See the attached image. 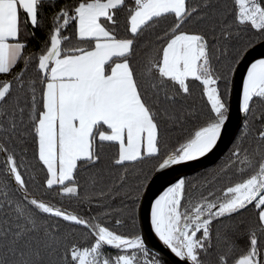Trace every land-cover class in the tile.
<instances>
[{
    "label": "snow or ice",
    "instance_id": "snow-or-ice-1",
    "mask_svg": "<svg viewBox=\"0 0 264 264\" xmlns=\"http://www.w3.org/2000/svg\"><path fill=\"white\" fill-rule=\"evenodd\" d=\"M235 5L229 21L212 8V0H77L52 15L39 53L25 54L23 28L39 25L42 0H0V74H10L23 62L11 80L0 81V155L7 177L0 184V264H141L138 253L150 255L139 232L128 235L101 222L107 211L82 216L33 195L29 182L36 176L25 163L29 138L44 171L42 187L61 198L88 205L95 201L103 208L104 198H114L119 189L115 196L124 195L135 204L149 181L163 180V190L151 203V228L181 261L205 264L214 237L222 238L221 222L251 207L256 215L243 233L248 237L245 247L224 235L225 248L216 264H264V109L256 110V101L264 102V58L251 63L242 79L238 111L246 118L228 164L243 165L238 169L243 178L226 186L222 195L208 191L198 197L189 191L196 185L187 177L167 179L177 166L212 153L227 135L232 122L228 76L253 40H264V0H235ZM121 11L126 13L123 34ZM167 17H173L168 29L154 42L140 44L145 32ZM194 17L204 26L186 29ZM70 23L72 34L65 35ZM234 28L258 35L237 46L232 40L240 33ZM161 41L159 47L152 46ZM138 47L151 49L142 61L137 59ZM221 57L227 61V74L217 67ZM33 64L38 79H26ZM193 81L200 83L210 106L200 123H193L196 112L187 102ZM171 129L182 138L169 147ZM106 145L115 147L111 164L123 172L104 190L105 170L98 166ZM148 160L154 162L150 170H136L138 182L129 187L126 165ZM85 169L95 172L82 185L78 175ZM78 227L87 230L90 243L72 239ZM106 246L117 254L105 252ZM145 264L173 261L157 253Z\"/></svg>",
    "mask_w": 264,
    "mask_h": 264
},
{
    "label": "trees",
    "instance_id": "trees-1",
    "mask_svg": "<svg viewBox=\"0 0 264 264\" xmlns=\"http://www.w3.org/2000/svg\"><path fill=\"white\" fill-rule=\"evenodd\" d=\"M77 0H42L43 6L40 9V23L37 27H33L30 23L27 24L26 27L23 28L22 36L27 41L28 47L25 50V54L29 53H39L42 47H44L45 41L48 39V34L52 27V15L59 11L61 7L64 6H74ZM201 0H192V3H200ZM128 4H132L133 0H127ZM212 8L216 11L224 12L227 15V19L230 21L233 18V13L236 9L235 0H212ZM211 11V10H210ZM126 18V13L121 11L119 13V22H120V31L123 34L124 31V22ZM21 19L22 21L25 19L24 13L21 12ZM173 22V17H167L161 21L154 27L148 29L145 32L144 38L140 40V44L144 43V40L147 39L150 42L155 41V36L162 34L164 31L168 29V27ZM204 26V22L200 21L197 22L195 17L193 21L189 24H186L184 27L186 29L192 28H201ZM239 31V36H233L232 44L237 46H243L246 42L253 37L258 35L255 31H249L247 28L241 29H233V32ZM73 31V24L70 23L67 30L64 32L65 35H71ZM261 40H253L254 45L255 43ZM72 44H75L76 41H71ZM163 41L160 43H153V47H159ZM250 46V47H251ZM249 48V47H248ZM150 48L138 47L137 48V59L142 61V58L145 56L146 53L150 52ZM235 48L230 50V57L234 56ZM227 61L221 57V61L217 63L218 69L222 72L227 74V68L225 64ZM236 66V65H235ZM23 68V62L21 61L18 63L13 71L10 74H0V81L3 80H11L16 73H18ZM233 73V72H232ZM232 73L228 76V87H230ZM38 72L35 69L34 64L28 67L27 73L25 78L26 79H38ZM39 87V85H38ZM201 85L198 81L191 82V89L192 95L188 98V104L191 105L195 112H196V120L193 123H200L203 119L207 118L209 115V105L207 104L206 97L202 96L201 94ZM225 85L221 84V90H224ZM264 109V102L259 100L256 101V110L260 111ZM260 124L257 122L256 127H259ZM243 125L237 135L239 137L240 132L242 131ZM237 137L235 138L234 142L231 144L227 152L220 158V160L215 163L213 166L206 168L196 174L188 176L189 183L195 184V188H189V191L193 194L194 197H198L201 194L207 195L208 191H213L216 195H222L223 189L226 186H230L231 184L239 181L242 179L241 173L238 171L239 168L244 167L238 161L234 164L229 165L228 161L230 159H234L231 157V148L232 145L236 142ZM182 138L181 133L176 129L170 130V137H169V147L174 146L178 140ZM252 146L254 147V141H252ZM24 147H27L28 153L26 157L25 163H27L31 169V171L36 176V181L29 182V190L32 192L33 195L41 197L46 200H50L53 203L58 204V206L63 207L68 211H74L79 213L82 216H95L97 213H101L107 211L109 215L101 216V222L114 227L116 231L122 232L128 235H133L139 232V224L137 219V209L139 201L134 204V202L124 195L115 196V191H119V189H115L112 197H105L103 203L105 207L100 208L96 206V202L94 201L91 205H88L86 202H81L76 199L72 198H61L56 195V191H47L44 187H42L43 180H44V171L40 163L34 157V147L29 138L26 141ZM116 149L113 146H105L104 149V160L102 165L98 166L104 169V182L100 186V189L106 190L105 186L111 185L115 183L119 176L123 172V168L113 167L111 161L115 155ZM3 156L0 155V184H2L7 177L3 173ZM153 161H144L140 164H129L126 165L128 168L127 172V185L129 187H135L138 182L139 177L136 175V170L142 169L143 172H148L151 168ZM223 169V171H221ZM95 172V169H85L81 170L78 179L80 180L81 184H85L89 178V176ZM248 172L246 171L244 175H247ZM27 176L28 173L25 172ZM97 189V190H100ZM143 193V192H142ZM141 193V196H142ZM83 192L81 195L83 196ZM17 198H19L20 194H15ZM140 196V198H141ZM3 199V196H0V200ZM89 208L91 211L89 212ZM135 208V212L132 213L131 209ZM255 211L249 207L247 211H241L238 215H233L230 220H224L221 222L219 226V230L221 232L222 238L220 240H216L214 237L213 244L214 248L210 251L205 257V264H216L217 256L220 252H222L225 248V241L223 239L224 235H227L230 240L236 242L239 245V248L242 249L245 247L248 237L243 235L246 231L247 225L255 219ZM116 220H121L122 224L117 226L115 225ZM227 225V227H224ZM62 227L67 229L68 225L67 222H62ZM214 227H216L214 225ZM72 239L80 242L81 244H85L86 240L88 243L92 241V237L87 233V230L78 227L76 230V234L72 237ZM105 252L110 253L111 255L115 256L117 254V250L111 247H105ZM150 255L148 257L141 256L142 254L138 253V257L141 261V264H145L146 260H150L152 257L156 256V253L149 250ZM236 254H239V249H237ZM158 258V257H157Z\"/></svg>",
    "mask_w": 264,
    "mask_h": 264
},
{
    "label": "water",
    "instance_id": "water-1",
    "mask_svg": "<svg viewBox=\"0 0 264 264\" xmlns=\"http://www.w3.org/2000/svg\"><path fill=\"white\" fill-rule=\"evenodd\" d=\"M260 58H264V40L249 47L243 53L242 59H240L235 66V71L232 73L229 87L230 94L228 96V103L232 113V122L227 126V135L218 142L217 147L212 153L208 154L206 157H201L198 161L187 162L183 167L177 166V170L171 172L167 179H171L178 175L188 177L196 174L197 172L213 166L227 152L237 137L243 125V121L246 118L245 113L238 111L242 79L246 76L247 68L251 63ZM162 183L163 180H157L155 183L149 181L147 189L142 193L137 209L140 234L144 237L146 248L156 254L159 253L166 261H173V264H191L190 261H181L180 258L175 257L174 254L170 252V249H167L166 246L163 245V242L156 237L151 228V203L154 202L155 197L163 190L161 188Z\"/></svg>",
    "mask_w": 264,
    "mask_h": 264
},
{
    "label": "bare ground",
    "instance_id": "bare-ground-1",
    "mask_svg": "<svg viewBox=\"0 0 264 264\" xmlns=\"http://www.w3.org/2000/svg\"><path fill=\"white\" fill-rule=\"evenodd\" d=\"M151 220V219H150ZM154 231V230H153ZM155 233V232H154ZM156 235V234H155ZM158 238V236H156ZM159 239V238H158ZM162 242V241H161Z\"/></svg>",
    "mask_w": 264,
    "mask_h": 264
},
{
    "label": "rangeland",
    "instance_id": "rangeland-1",
    "mask_svg": "<svg viewBox=\"0 0 264 264\" xmlns=\"http://www.w3.org/2000/svg\"><path fill=\"white\" fill-rule=\"evenodd\" d=\"M227 100H228V97H227ZM141 256H143V255H141Z\"/></svg>",
    "mask_w": 264,
    "mask_h": 264
}]
</instances>
